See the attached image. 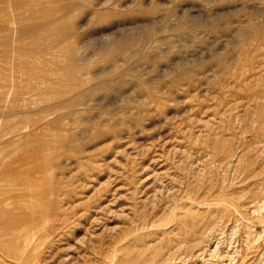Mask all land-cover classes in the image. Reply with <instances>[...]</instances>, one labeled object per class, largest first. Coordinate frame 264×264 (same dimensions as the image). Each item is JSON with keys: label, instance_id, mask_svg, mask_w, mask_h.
Returning <instances> with one entry per match:
<instances>
[{"label": "rangeland", "instance_id": "1", "mask_svg": "<svg viewBox=\"0 0 264 264\" xmlns=\"http://www.w3.org/2000/svg\"><path fill=\"white\" fill-rule=\"evenodd\" d=\"M0 208V264H264V0H0Z\"/></svg>", "mask_w": 264, "mask_h": 264}, {"label": "bare ground", "instance_id": "2", "mask_svg": "<svg viewBox=\"0 0 264 264\" xmlns=\"http://www.w3.org/2000/svg\"><path fill=\"white\" fill-rule=\"evenodd\" d=\"M14 182L10 183L11 185L13 184ZM5 187V186H4ZM6 214H8L7 212V209H4V208H0V216H7ZM9 222V221H8ZM7 222V223H8ZM9 225H13V222H9ZM17 228V227H16ZM13 230H14V227H13ZM16 234H18V232H16ZM1 235V234H0ZM18 237V236H17Z\"/></svg>", "mask_w": 264, "mask_h": 264}]
</instances>
